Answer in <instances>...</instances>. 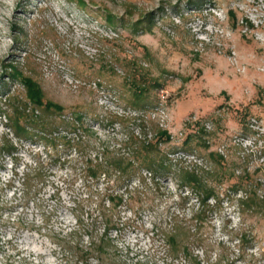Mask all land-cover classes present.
<instances>
[{"label": "rangeland", "instance_id": "1", "mask_svg": "<svg viewBox=\"0 0 264 264\" xmlns=\"http://www.w3.org/2000/svg\"><path fill=\"white\" fill-rule=\"evenodd\" d=\"M11 65L65 110L35 106ZM15 109L59 127L17 139ZM6 134L0 264H81L105 192L127 186L116 257L189 264L166 252L178 225L202 264H264V0H0V148ZM140 140L166 162L157 176L88 174Z\"/></svg>", "mask_w": 264, "mask_h": 264}, {"label": "trees", "instance_id": "2", "mask_svg": "<svg viewBox=\"0 0 264 264\" xmlns=\"http://www.w3.org/2000/svg\"><path fill=\"white\" fill-rule=\"evenodd\" d=\"M82 3V2H81ZM12 73L11 77H16L17 79H22L23 83H25L27 89V96L29 97L30 101L38 107L46 108L47 110H54L57 111L59 114L62 113L65 108L57 103L51 101H44V94L40 87V85L33 80L31 77H23L22 74L18 71L16 66L11 65ZM22 77V78H20ZM20 112V113H19ZM14 118L10 117V129L13 135L17 139L31 137L29 129L30 128H41L43 132H48L52 134L55 129H58L59 126L54 128V130H49L48 126H45L42 116H35L34 113H30L27 109L18 110L15 109L14 111ZM82 117L79 115L77 116V121H79ZM24 119L26 122L22 124L21 121ZM76 120V119H75ZM63 125L71 130L76 128L75 124L70 120L66 121L63 120ZM53 129V128H52ZM49 130V131H48ZM165 132H160V135H164ZM9 134L5 135L3 145L0 148L1 152H8L12 153L17 148L15 144L11 141L8 137ZM41 140H48L51 141L54 145L56 144L52 137L46 138V136L40 135ZM64 139V138H63ZM131 152L127 154H117L115 150L110 152H104L99 156L97 154L94 159V163L90 160V165L88 167V174L93 178H98L100 175H114L118 174V178L125 180H129L134 177L136 171L141 170L142 167H146L150 175H155L160 172L162 168H165V161L161 160L160 162L155 161L152 157V152H155L153 143L148 141L140 140L138 145H135L130 149ZM112 154L111 157L109 155ZM35 175L38 176L39 179H43L46 175L45 171L41 168H37L34 171ZM29 176V175H28ZM35 178V177H34ZM143 180H145L143 178ZM30 182V183H29ZM30 177L24 184L25 194L30 195L31 190H28V187H32ZM37 188V185H35ZM128 186L125 191H127ZM125 191L123 192H105L107 198L105 201L109 202V206L106 207L107 213H104L103 223H104V230L101 236L92 237L87 245H84L83 248L80 249L81 256L80 262L81 264H91V260L95 259L98 264H149L147 261L137 260L133 262L132 260H128V258H121L120 255L116 257L115 255L119 253L118 247L115 246V236L112 235L111 230L116 229L119 226V221L115 219L114 210L118 208L123 202L125 201ZM2 216L0 215V220ZM18 222H21L20 220ZM21 224V223H20ZM180 228L181 226H174V228L170 231V233L166 236L167 238V255H171L172 257H177L180 253L184 255L189 261V264H202L201 260L198 258L197 254H194L189 247L182 245V239L180 237ZM3 243L0 240V248L2 247ZM170 256V257H171ZM221 260H218L211 264H220Z\"/></svg>", "mask_w": 264, "mask_h": 264}]
</instances>
